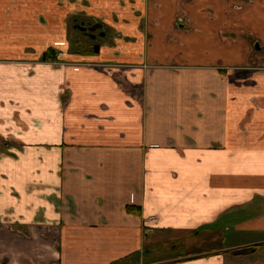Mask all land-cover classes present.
Here are the masks:
<instances>
[{"label": "crops", "instance_id": "0c3cea01", "mask_svg": "<svg viewBox=\"0 0 264 264\" xmlns=\"http://www.w3.org/2000/svg\"><path fill=\"white\" fill-rule=\"evenodd\" d=\"M263 66L264 0H0V264H264Z\"/></svg>", "mask_w": 264, "mask_h": 264}, {"label": "rangeland", "instance_id": "374dc122", "mask_svg": "<svg viewBox=\"0 0 264 264\" xmlns=\"http://www.w3.org/2000/svg\"><path fill=\"white\" fill-rule=\"evenodd\" d=\"M86 26H89L90 24H85ZM89 31H86V34H88ZM90 37V36H89ZM84 38L81 42V50H84L85 46H88L87 43H90L91 48L96 51V45H98L97 42L92 41L91 38ZM96 39V38H95ZM84 64H88L91 66H106L111 63L109 62H102V61H93V62H83ZM157 66V65H153ZM150 68V64L148 65ZM264 67V66H263ZM229 233V232H228ZM167 235L163 236L164 241H159L160 243H157L155 247L157 248L158 253L154 250L153 252H156L155 254H158L157 257H161L162 259H165L167 256L170 255H179V254H186L189 252H197V251H203L206 250V248H210L211 246H217L222 245V237L221 235L207 232L206 230L202 233H198L197 231H185L173 236H170L168 239H166ZM232 237V234L226 235V241L229 242L230 238ZM166 239V240H165ZM146 247L149 246L148 240H146ZM251 253L250 255H252Z\"/></svg>", "mask_w": 264, "mask_h": 264}, {"label": "water", "instance_id": "95a60500", "mask_svg": "<svg viewBox=\"0 0 264 264\" xmlns=\"http://www.w3.org/2000/svg\"><path fill=\"white\" fill-rule=\"evenodd\" d=\"M102 25L100 23H95L93 25H89V26H79L80 28H82L84 31H94L96 30L98 27H101ZM104 34V32L102 33ZM96 51H99V45H96ZM246 251V249H240L238 250V252H244Z\"/></svg>", "mask_w": 264, "mask_h": 264}, {"label": "flooded vegetation", "instance_id": "af4514ba", "mask_svg": "<svg viewBox=\"0 0 264 264\" xmlns=\"http://www.w3.org/2000/svg\"><path fill=\"white\" fill-rule=\"evenodd\" d=\"M96 23H98V22H96ZM93 24H95V23H91L90 25H93ZM101 24V23H100ZM85 25V23H80L78 26H84ZM102 27V26H101ZM100 29V27H98L96 30H94V31H89L88 32V34H89V36L91 37V38H93V39H95V38H97V36L101 33L100 31H98ZM97 31V33H95ZM103 33V32H102ZM105 34V33H104ZM99 45V44H98ZM100 46V45H99ZM151 67H153V65H150ZM154 67H156V66H154Z\"/></svg>", "mask_w": 264, "mask_h": 264}, {"label": "trees", "instance_id": "16d2710c", "mask_svg": "<svg viewBox=\"0 0 264 264\" xmlns=\"http://www.w3.org/2000/svg\"><path fill=\"white\" fill-rule=\"evenodd\" d=\"M52 58V57H51ZM130 210H133L131 206L128 207Z\"/></svg>", "mask_w": 264, "mask_h": 264}]
</instances>
